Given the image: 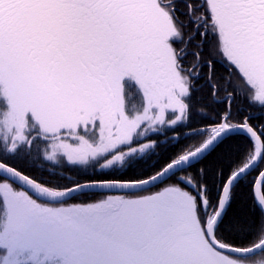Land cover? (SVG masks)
<instances>
[{"label": "snow or ice", "instance_id": "snow-or-ice-1", "mask_svg": "<svg viewBox=\"0 0 264 264\" xmlns=\"http://www.w3.org/2000/svg\"><path fill=\"white\" fill-rule=\"evenodd\" d=\"M0 264H264V0H0Z\"/></svg>", "mask_w": 264, "mask_h": 264}, {"label": "trees", "instance_id": "trees-1", "mask_svg": "<svg viewBox=\"0 0 264 264\" xmlns=\"http://www.w3.org/2000/svg\"><path fill=\"white\" fill-rule=\"evenodd\" d=\"M221 95H224L223 92L221 93ZM197 96L198 94H194L193 96V110H192V114H191V119L195 120L197 119V107H198V103L199 101L197 100ZM126 103L128 104L129 107H138L141 103V97L140 94L138 93V90L136 89V87L132 84H129L126 86ZM180 125L177 126V130H179ZM171 131H168L165 133V136L170 139L171 138ZM14 162L19 163V164H23V161L20 160H15ZM29 163L37 170V171H43V173L46 175L47 174V170L49 168L53 169L55 172L59 173V172H64L66 175H71L72 170L68 169L66 167H61L60 165H56L53 164L52 162L49 161H45L42 159H36V160H32L29 161Z\"/></svg>", "mask_w": 264, "mask_h": 264}, {"label": "flooded vegetation", "instance_id": "flooded-vegetation-1", "mask_svg": "<svg viewBox=\"0 0 264 264\" xmlns=\"http://www.w3.org/2000/svg\"><path fill=\"white\" fill-rule=\"evenodd\" d=\"M195 70H196V71H199V67L197 66ZM220 95H221V94H220ZM221 96H223V95H221ZM165 137H166V136H165ZM167 137H168V136H167ZM167 137H166V138H167Z\"/></svg>", "mask_w": 264, "mask_h": 264}]
</instances>
